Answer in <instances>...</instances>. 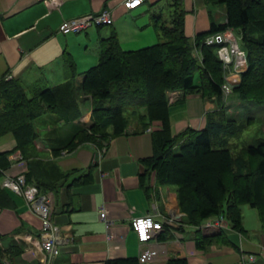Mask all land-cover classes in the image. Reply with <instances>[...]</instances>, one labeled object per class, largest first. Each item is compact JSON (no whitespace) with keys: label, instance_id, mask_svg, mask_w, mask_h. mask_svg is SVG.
<instances>
[{"label":"trees","instance_id":"obj_1","mask_svg":"<svg viewBox=\"0 0 264 264\" xmlns=\"http://www.w3.org/2000/svg\"><path fill=\"white\" fill-rule=\"evenodd\" d=\"M181 1L161 0L165 17L159 13L161 4L151 13L157 39L150 44L122 49L114 31L101 38L96 62L82 70L77 84L74 61L67 53L63 54L67 74L59 83L37 82L26 91L17 78L0 76V135L9 132L14 139L11 149L0 151V174L9 165L7 155L16 149L25 161L24 182L34 184L41 192L54 193L66 180L70 184L90 178L89 171L61 170L51 159L38 157V133L32 120L45 112L54 122L70 123L66 136L53 129L45 134L43 144L52 156L85 141L101 145L129 123L144 128L157 120L158 128L150 131L151 154L141 158L140 184L145 186L143 177L152 172L155 183L175 186L177 206L185 213V222L195 226L197 247L212 239L225 240L226 229L201 223L207 216L221 214L230 228L242 231L239 206L245 203L254 207L262 220L264 139L240 144L232 141L244 122L225 114L220 87L225 68L215 52L216 45L205 44L202 39L225 27L237 29L245 66L231 89L242 101L264 103V0H216L225 4V21H211L209 28L196 33L192 40L183 34ZM173 90L202 97L213 95L218 106L205 114L202 127H186L173 134L168 120V94ZM86 98L89 122L83 123L77 118L83 113L82 101ZM173 147L177 148L175 152ZM10 205L9 197L0 189V207ZM21 248L14 241L0 245V264H12V257ZM104 264L121 262L107 259ZM165 264L187 262L175 256L167 258Z\"/></svg>","mask_w":264,"mask_h":264},{"label":"crops","instance_id":"obj_2","mask_svg":"<svg viewBox=\"0 0 264 264\" xmlns=\"http://www.w3.org/2000/svg\"><path fill=\"white\" fill-rule=\"evenodd\" d=\"M123 0H0V76L17 78L26 91L33 83L53 85L64 80L67 71L63 54L74 61V83L81 79V72L97 60L100 39L111 31L122 49H132L150 44L157 39L151 13L162 5L161 0H142L133 8H125ZM182 30L190 40L199 32L206 31L210 22L225 21V4L216 0H182ZM108 8L109 24L91 25L87 28L62 33L58 24L62 19ZM159 13L166 16L165 8ZM235 35L238 31L232 28ZM226 78L233 83L239 78L226 66ZM232 83V82H231ZM168 120L171 133L186 127L199 128L205 114L218 106L211 95L169 92ZM80 96H85L80 94ZM87 96V95H86ZM88 98V96H87ZM84 99L83 113L77 118L89 122L88 99ZM86 104V106H85ZM236 111L241 103L231 102ZM240 112V111H239ZM44 122V134H38L37 155L51 159L61 170L89 171L90 178L83 182H60L56 191H47L51 197L50 218L56 225L57 254L49 264H104L107 259H118L121 264H165L169 257L182 256L187 264H264V217L260 220L254 207L240 204L242 231L229 227L224 218L225 240L212 239L199 248L194 243L195 226L185 222V213L176 202L175 186L157 184L153 173L143 177L141 158L151 154L150 131L159 122L151 120L144 128L129 123L125 129L110 135L101 145L85 141L71 150H60L52 156L43 144L45 134L51 129L66 136L70 123L53 121L52 115H40ZM74 119L73 122H76ZM14 146L9 132L0 135V151ZM11 151L9 165L0 174L15 176L23 173L25 161ZM12 206L0 207V245L14 241L22 248L12 257V264H41V254L25 239L27 234L36 237L39 220L23 197L1 187ZM102 208L104 219L99 218ZM150 214L161 221V228L140 244L129 226L134 215ZM216 216V215H212ZM204 219L201 220V222ZM141 246L155 250L149 261L140 263L137 254ZM246 253L251 258H244Z\"/></svg>","mask_w":264,"mask_h":264},{"label":"built area","instance_id":"obj_3","mask_svg":"<svg viewBox=\"0 0 264 264\" xmlns=\"http://www.w3.org/2000/svg\"><path fill=\"white\" fill-rule=\"evenodd\" d=\"M55 0H47V3L53 4ZM142 0H123L125 8H133ZM111 14L108 8H101L95 12L83 13L62 19L58 24V30L62 33L76 32L83 30L91 25L109 24ZM202 41L205 44H215V52L225 68L231 64L234 72L239 73L245 66V53L237 42V36L232 28L225 27L204 35ZM8 78L9 75H4ZM235 80V79H233ZM222 94L229 92L231 85L223 82L220 85ZM168 94V99H170ZM16 157H20L17 153ZM0 186L5 187L23 197L27 206L34 211L39 220L38 233L36 237L27 234L25 239L33 242L35 248L41 254V264H49L52 258L57 254L56 225L50 218L51 197L47 191L41 192L34 184L25 183L22 173L15 176H3L0 180ZM98 216L104 219V211L100 208ZM203 224H213L224 227V217L217 214L213 217H205L201 222ZM129 226L135 234L137 241L142 244L148 241L155 231L161 228V221L154 219L150 214L134 215L129 220ZM155 250L148 246H141L137 254V260L140 263L149 261ZM244 258H251L252 254L246 253Z\"/></svg>","mask_w":264,"mask_h":264},{"label":"rangeland","instance_id":"obj_4","mask_svg":"<svg viewBox=\"0 0 264 264\" xmlns=\"http://www.w3.org/2000/svg\"><path fill=\"white\" fill-rule=\"evenodd\" d=\"M236 31L237 29H235V32ZM237 42H238V37H237ZM194 52H196V54L198 55V51L196 48H194ZM94 62H96V60ZM226 70L227 69L225 67V71ZM225 71L223 72L224 80L222 81V83L226 81L230 85H232L234 78H232L231 80L226 78ZM232 101L241 103L240 110H239L240 112L236 111L233 104H231ZM221 103L223 106L222 108H224L225 114L227 116H229L232 119H235L236 121L244 122L243 128L241 132L239 133V135L231 138L233 142H235L236 144L247 143V142L254 143V142L261 141L264 139V103H253V102H248V101H242L240 97H238V95L232 89H230L229 92L227 93L221 94ZM32 123L37 133L40 136H42L44 134L45 126H44V122L42 121L41 116L35 117L32 120ZM57 129L58 128L54 129L53 131H57ZM176 150L177 148L173 147V151L175 152ZM234 150H235L234 147H231V151L233 154L236 153V151ZM250 161L252 162V160ZM245 207H247L246 204H245ZM207 217H212V215L207 216Z\"/></svg>","mask_w":264,"mask_h":264}]
</instances>
